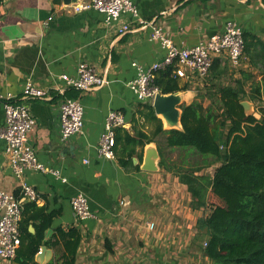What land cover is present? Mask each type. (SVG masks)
Segmentation results:
<instances>
[{
  "label": "crops",
  "instance_id": "0c3cea01",
  "mask_svg": "<svg viewBox=\"0 0 264 264\" xmlns=\"http://www.w3.org/2000/svg\"><path fill=\"white\" fill-rule=\"evenodd\" d=\"M83 1L87 0L77 3ZM131 1L141 20L161 27L179 48L193 47L222 33L228 22L236 23L252 41V51L259 54L250 65L245 57L243 70L251 73L256 82L264 79L260 54L264 48V0ZM131 20L130 14H124L120 21L107 26L102 14L94 10L76 13L73 4L64 5L61 0H3L0 4V96H20L27 79L52 94L50 101L23 102L36 122L29 143L38 161L58 171V176L51 172H27L21 180L17 179L0 140V189L19 195L24 182L36 192L37 207L44 208L46 214H55L33 256L35 264H48L61 254L60 246L49 247L45 243L56 241L57 229L70 227L81 235L75 264H213L202 251L207 237L197 228V221L208 213L209 205L192 206L188 186L180 181L174 168H186L181 164L185 152L166 144L165 133L181 129L166 127L162 122L163 133L143 148L141 163L136 159V165L140 164L138 170L125 169L116 158L106 159L97 154L100 135L111 111L123 115L124 125L115 129L121 133L133 135L140 130L151 135L154 130L141 114L145 103L137 99L129 83L135 79L138 68L161 63L166 50L149 38L150 28L118 35L120 24ZM81 62L94 65L108 83L86 93L66 92L67 97L78 98L83 105V131L63 141L59 134L61 97L54 88L61 82L59 76H75ZM177 79L181 85H188L179 94L181 105L191 103L197 89H206L208 85L206 78L193 84L184 78ZM249 85L247 82L244 90L248 91ZM3 124L0 99V128ZM149 148L158 154L155 171L141 168ZM163 157L171 169L161 165ZM203 171L195 175H208ZM78 193L86 196L92 215L83 221L76 220L70 205V199ZM20 202L28 201L22 197ZM149 223H154L153 230L148 229ZM27 231L34 234V225L29 224ZM28 247L24 240L16 257L0 264L29 261Z\"/></svg>",
  "mask_w": 264,
  "mask_h": 264
},
{
  "label": "trees",
  "instance_id": "16d2710c",
  "mask_svg": "<svg viewBox=\"0 0 264 264\" xmlns=\"http://www.w3.org/2000/svg\"><path fill=\"white\" fill-rule=\"evenodd\" d=\"M243 41L244 55L250 65L259 54L252 51L253 43L246 35ZM260 54L264 65V48ZM232 70L226 60L214 59L209 77L204 80L208 84L206 89H197L195 99L181 106L182 131L166 132V144L185 152L181 164L186 168L179 165L174 168L180 181L188 186L192 206L209 205L208 213L197 221V228L207 237L203 254L212 263L264 264V79L256 82L251 73ZM235 74L238 77L234 79ZM247 82H250L248 91L244 90ZM153 84L161 94L188 88L173 76L171 67L157 70ZM242 101L255 104L259 119L245 115ZM143 108L141 114L154 126L151 135L140 130L133 135L115 130L114 158L125 169L138 170L140 164L133 166V158L141 163L145 145L163 133L161 120L151 104L145 103ZM214 164L218 165L212 176L195 175ZM161 165L171 169L164 157ZM14 196L19 198L17 193ZM54 216V213L46 214L35 202L22 203L16 253L27 240L29 261L24 264H35L33 256L39 251ZM29 224L34 225V234L28 233ZM80 240L75 227L57 229L56 241L45 244L60 246L62 251L48 264H75Z\"/></svg>",
  "mask_w": 264,
  "mask_h": 264
},
{
  "label": "built area",
  "instance_id": "2783aa9c",
  "mask_svg": "<svg viewBox=\"0 0 264 264\" xmlns=\"http://www.w3.org/2000/svg\"><path fill=\"white\" fill-rule=\"evenodd\" d=\"M94 10L104 16V24L112 25L120 21L122 15L130 14L132 20L123 22L117 29L118 35H124L136 29L150 28L149 38L157 41L166 50L161 63H155L144 69L138 68V73L129 87L143 103H150L159 89L153 84L154 73L162 68L171 67L174 77L184 78L193 84L204 80L212 67L214 59L220 58L228 62L234 71L243 69L246 64L244 55L243 32L234 22H228L224 31L201 40L193 47L179 48L175 46L161 27L140 19L137 7L131 0H87L73 4V11ZM54 91L61 97L59 108V134L64 141L72 135L83 131V105L78 98L66 96L69 90L86 93L97 90L108 82L94 65L86 62L78 64L76 75L59 76ZM52 94L49 89L41 88L27 79L20 96L13 94L1 95L4 108V124L0 128V140L5 144L4 153L14 176L21 180L27 172H51L58 176V171L48 169L38 161L33 146L29 143V135L34 131L36 122L29 112L24 100L50 101ZM124 125L122 113L111 111L106 117L104 131L100 135L97 154L99 157L114 159L115 129ZM64 180V179H63ZM19 195L28 202H36V192L26 183H21ZM19 197V198H20ZM0 189V262L11 261L16 257L19 246L18 223L21 218V199ZM73 216L77 221L92 217L87 198L78 193L70 199ZM148 229H154V223L148 224Z\"/></svg>",
  "mask_w": 264,
  "mask_h": 264
},
{
  "label": "water",
  "instance_id": "95a60500",
  "mask_svg": "<svg viewBox=\"0 0 264 264\" xmlns=\"http://www.w3.org/2000/svg\"><path fill=\"white\" fill-rule=\"evenodd\" d=\"M64 5H71L77 3L78 0H61ZM180 92L172 94H161L157 93L154 99L150 102L154 114L157 118L163 122L166 127H176L182 130L180 123L181 115V102ZM181 105V106H180ZM180 106V107H179ZM241 106L243 107L245 115H253L256 119H259L260 115L255 113L254 105L249 101H242ZM151 143V142H150ZM146 146V145H145ZM158 159L157 151L154 148H149L145 151L143 163L141 168L146 171H155L157 169L155 162ZM133 164H137V160L133 158Z\"/></svg>",
  "mask_w": 264,
  "mask_h": 264
},
{
  "label": "rangeland",
  "instance_id": "374dc122",
  "mask_svg": "<svg viewBox=\"0 0 264 264\" xmlns=\"http://www.w3.org/2000/svg\"><path fill=\"white\" fill-rule=\"evenodd\" d=\"M231 69V68H230ZM242 69V68H241ZM232 70V69H231ZM233 71V70H232ZM236 72V71H234ZM234 74V73H233ZM209 77V76H208ZM255 110V113L258 114V112L256 111V108L254 109ZM218 164H215L214 166L208 168V169H205V171H203V173H206L208 175H212L213 174V171H214V168L217 166ZM213 264H228V263H213Z\"/></svg>",
  "mask_w": 264,
  "mask_h": 264
}]
</instances>
